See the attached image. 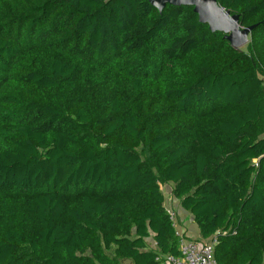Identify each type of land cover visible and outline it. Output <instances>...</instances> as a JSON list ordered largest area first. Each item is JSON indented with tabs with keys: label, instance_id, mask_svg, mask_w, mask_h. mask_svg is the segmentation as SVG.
Wrapping results in <instances>:
<instances>
[{
	"label": "trees",
	"instance_id": "trees-1",
	"mask_svg": "<svg viewBox=\"0 0 264 264\" xmlns=\"http://www.w3.org/2000/svg\"><path fill=\"white\" fill-rule=\"evenodd\" d=\"M0 0V264L179 255L161 186L217 264H264V0ZM184 236V235H183Z\"/></svg>",
	"mask_w": 264,
	"mask_h": 264
},
{
	"label": "water",
	"instance_id": "water-1",
	"mask_svg": "<svg viewBox=\"0 0 264 264\" xmlns=\"http://www.w3.org/2000/svg\"><path fill=\"white\" fill-rule=\"evenodd\" d=\"M148 2L159 12L166 5L192 7L200 23L207 24L212 32H222L234 48H241L250 39L252 27H242L238 15L231 14L217 0H148Z\"/></svg>",
	"mask_w": 264,
	"mask_h": 264
},
{
	"label": "built area",
	"instance_id": "built-area-1",
	"mask_svg": "<svg viewBox=\"0 0 264 264\" xmlns=\"http://www.w3.org/2000/svg\"><path fill=\"white\" fill-rule=\"evenodd\" d=\"M169 214L175 226V215L171 211ZM178 235L180 236L179 255H159L156 258V264H217L213 254L215 241L212 238L193 239L184 237L182 234Z\"/></svg>",
	"mask_w": 264,
	"mask_h": 264
},
{
	"label": "crops",
	"instance_id": "crops-1",
	"mask_svg": "<svg viewBox=\"0 0 264 264\" xmlns=\"http://www.w3.org/2000/svg\"><path fill=\"white\" fill-rule=\"evenodd\" d=\"M175 200V204H172V202L169 203V208L165 205L164 207L168 212L173 211L175 215V229L177 234H182L184 237L188 238L201 239L199 229L193 222V216L180 206L179 201L176 198ZM177 221H179V225Z\"/></svg>",
	"mask_w": 264,
	"mask_h": 264
},
{
	"label": "rangeland",
	"instance_id": "rangeland-1",
	"mask_svg": "<svg viewBox=\"0 0 264 264\" xmlns=\"http://www.w3.org/2000/svg\"><path fill=\"white\" fill-rule=\"evenodd\" d=\"M244 48H245V45L241 47V49H244ZM172 186H173L172 183H168V184H165V185H162L161 186V191H162V194L164 196V205L165 206H168V208H169V203L170 202H172V204H175L176 203V200L172 196V193H171ZM177 223H178V225L180 224L179 221H177ZM123 263L124 264H130L127 261H123Z\"/></svg>",
	"mask_w": 264,
	"mask_h": 264
}]
</instances>
